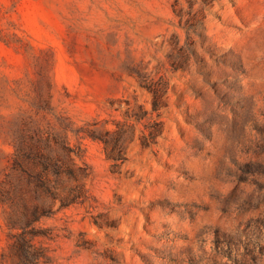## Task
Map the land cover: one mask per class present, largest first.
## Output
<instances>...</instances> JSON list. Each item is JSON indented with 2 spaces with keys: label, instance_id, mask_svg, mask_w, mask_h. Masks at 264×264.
Instances as JSON below:
<instances>
[{
  "label": "rangeland",
  "instance_id": "rangeland-1",
  "mask_svg": "<svg viewBox=\"0 0 264 264\" xmlns=\"http://www.w3.org/2000/svg\"><path fill=\"white\" fill-rule=\"evenodd\" d=\"M25 131L87 196L0 264H264V0H0V184Z\"/></svg>",
  "mask_w": 264,
  "mask_h": 264
},
{
  "label": "trees",
  "instance_id": "trees-1",
  "mask_svg": "<svg viewBox=\"0 0 264 264\" xmlns=\"http://www.w3.org/2000/svg\"><path fill=\"white\" fill-rule=\"evenodd\" d=\"M57 141V140H55ZM14 152L0 184V202L9 228H20L18 246L31 244L34 223L57 208L81 202L87 196L85 167L77 165L73 149L61 139V151L35 133L19 132L12 140Z\"/></svg>",
  "mask_w": 264,
  "mask_h": 264
}]
</instances>
